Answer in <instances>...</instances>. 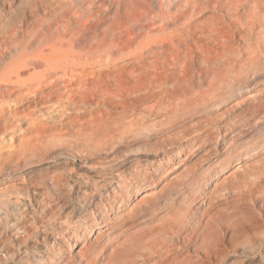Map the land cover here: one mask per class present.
<instances>
[{"label":"bare ground","instance_id":"obj_1","mask_svg":"<svg viewBox=\"0 0 264 264\" xmlns=\"http://www.w3.org/2000/svg\"><path fill=\"white\" fill-rule=\"evenodd\" d=\"M84 2L0 0V9L8 7V13L0 15V145L14 148L13 151H0L1 264H103L106 261H122L120 256L125 242H149L178 222L180 211L171 207L162 213V218L153 214L152 220L140 231L132 233L131 237L122 240L113 238V235L130 227L135 212L132 209L131 213L126 206L130 189L141 181L146 186L149 176H155L160 169L171 168L173 164L168 159L157 169L140 162L120 163L96 171V179L92 181L75 179L71 183L77 194L71 202L67 199L61 206L52 197V192H56L61 185L59 177L42 180L30 191L18 186L20 176L9 174L11 163L21 167V164L30 161L17 158L14 139L22 138L26 136L24 132H28V136H36L37 141L46 143L45 139L55 135V132L91 123L88 117L93 113L94 104L107 106L117 102L121 105L120 120L125 122L123 129L116 130L118 132L105 142L111 159L118 158L119 147L128 144L129 139L144 137L154 140L157 146L167 147L175 142L167 137L173 130H178L181 138L185 139L194 130H199L201 125L198 126V123L202 118L211 125L206 130L207 137L203 136L202 141L190 147V155L206 161L223 151L224 159L212 163L202 174L197 191L201 193L206 207L201 214L202 224L194 226L187 236L188 243L184 244L183 240L185 247L208 233L210 226L221 222L223 216H228L226 209L229 205L254 196L258 181L254 185L244 183L238 187L235 186L237 181L229 178H245L250 174L248 166L259 168L258 162L264 169V132L260 145L241 149L232 143L237 140L231 136L229 122L227 128L220 126L211 113L213 109L219 111L225 108L223 113L231 111L232 108L225 107L227 99L222 98L224 89L229 88L231 92L237 90L242 96L244 78L236 84L234 80L224 84L217 78L208 81L207 77L216 72L215 68L200 64L192 67L186 62L181 66L175 64L166 71L157 65L148 66L142 58L138 65L120 66L117 60L119 34L115 31L119 24L117 17L107 24L103 35L91 31L86 21L78 22L72 28L71 21L80 17L72 15L69 7ZM39 4L42 5L40 11ZM40 12L48 18H41ZM60 26H63L62 30ZM180 39L181 36L176 37L173 40L175 43L169 46L150 41V52L173 54L174 46L182 43L185 47L183 52L193 63H198V59L193 57L198 52L189 47L188 40L178 42ZM35 48L36 51H31ZM98 49L101 51H96ZM103 50L111 56L110 66L96 64L103 56ZM83 57L90 63L77 62ZM57 101L60 102L58 108L50 105ZM252 106L258 114L256 123L263 126L264 100L254 99ZM51 108L54 114L46 112ZM95 109L101 114V122L110 120L109 112L100 107ZM139 111L143 113L139 114ZM48 151L45 149L40 155L43 157ZM189 160L190 157L182 159L179 168L184 167L185 172L191 174L198 169L201 161L190 165ZM214 190H220L218 197L212 194ZM142 200L140 197L139 202ZM259 202L264 203L263 199ZM36 218L41 223L46 219V229L50 230V234L48 230L47 233L33 231L32 228H36L33 219ZM159 219L163 220L157 222ZM259 219H246L244 224L238 218L228 226L213 230L205 245V257L212 252L215 255L220 253L226 234L238 245V237L242 233L245 235L247 228L262 225V219ZM7 233L10 237L23 234L25 238L19 243L15 240L11 242ZM254 240L249 238L252 245L256 244ZM79 244L82 246L79 247ZM12 245L16 246V251L10 250ZM92 246L94 248L90 249ZM155 254L158 256L155 260L170 256L167 249ZM187 264L195 263L190 261Z\"/></svg>","mask_w":264,"mask_h":264},{"label":"rangeland","instance_id":"obj_2","mask_svg":"<svg viewBox=\"0 0 264 264\" xmlns=\"http://www.w3.org/2000/svg\"><path fill=\"white\" fill-rule=\"evenodd\" d=\"M42 5H38L39 11ZM69 8L72 15L80 17L77 21H71L72 28L78 22L86 21L91 31H95L98 35H103L113 17L119 19L115 31L117 35L119 34L117 60L120 66L138 65L142 58L148 66L157 65L162 71H166L171 70L175 64L181 66L186 62L192 67L200 64L215 68L216 72L207 77L208 81L217 78L223 80L224 84L232 80L236 84L244 78L242 96H239L237 90L231 92L229 88L224 89L222 98L227 99L225 107L232 108L231 111L223 113L225 108L219 111L213 109L211 113L220 126L227 128L226 124L229 122L231 136L237 140L232 142L235 146L244 149L260 145L264 125L256 123L258 114L253 110L252 101L258 99L263 102L264 100V0H85L84 4ZM7 13V6L0 9V15L4 16ZM39 15L44 19L48 18L41 12ZM62 29L63 26H60V30ZM178 36H181L178 42L188 40L189 47L198 52L193 55L198 59V63H193V60H190L183 52L185 47L182 43L174 46L173 54L150 52V41H159V44L169 46L175 43L173 40ZM102 53L103 56L98 58L96 64L103 67L110 66L111 56L104 50ZM77 62L90 63L84 57ZM66 77L69 79L68 76ZM50 105L58 108L60 102H53ZM95 107L109 112L111 117L107 123L99 120L101 114ZM46 112L54 114L52 108ZM140 113L143 111H139ZM121 115V105L117 102H111L107 106L94 104L93 113L88 117L91 123L75 125L61 132H55V135L45 139L46 143L37 141L36 136H28V132H24L26 136L14 139L13 146L17 149L18 159L30 161L21 164V167L11 163L12 169L9 174L20 176L18 186L30 191L42 180L59 177L61 185L58 189L56 188V192L55 190L52 192V197L57 199L61 206L67 199V202H71L77 194L71 183L75 179L92 181L96 179V171L120 163L140 162L157 169L162 166L165 159H168L173 164L171 168L160 169L155 176H149L146 186L145 182L141 181L130 189L131 193L126 198V206L131 213L132 209L135 211L130 227L122 233L113 235V238L122 240L125 237L126 239L131 237L132 233L140 231L152 220L153 214L162 218V213L171 207L180 211L178 222L170 225L166 233L159 234L149 242H125L123 254L120 256L122 261H106L103 264H187L190 261L195 264H264V203L259 202L262 199L264 201L262 163H256L259 168L248 166L250 174L245 178L239 176L229 178L235 179L237 181L235 186L238 187L244 183L254 185L258 181L255 183L257 184L253 196L255 199L247 198L229 205L227 209L225 208L229 213L228 216H223L221 222L210 226L208 233L202 234L198 242L195 241L191 246L185 247L184 244L189 242L187 236L194 230V226L202 224L201 214L206 207L201 193L197 191L202 174L212 163L224 159L223 151L206 161L202 157L194 158L190 155V147L197 141H202L203 136L207 137L206 130L211 125L202 118L198 123V126L201 125L198 127L199 130H194L185 139L181 138L178 130H173L167 137L170 140L174 139L175 142L167 147L157 146L154 140L144 137L129 139L128 144L124 143L119 147L121 149L117 153L118 158L111 159L110 150L105 142L112 137L113 133L118 132L116 130L123 129L125 122L120 120ZM45 149L49 151L42 157L40 154ZM13 150L11 146L0 145L1 152ZM167 150L168 152L164 154ZM186 157H190L188 161L190 165L201 161L198 169L191 174L185 172L184 167L179 168L182 166L181 160H185ZM30 168L34 171L32 172ZM219 191L214 190L212 194L218 197ZM140 197L143 199L141 202H139ZM238 218H241L243 223H246V219L258 221L261 218L262 225L247 228L245 235L242 233L238 237V245L232 242L229 234H226L221 242L223 248L220 247V253L215 255L212 252L205 257V245L211 238L213 230L228 226ZM45 220L41 223L39 218L33 219V225L36 226L32 228L33 231L47 233L48 230L50 234V230L46 229ZM161 220L163 219L157 222ZM40 226L44 228L40 229L42 228ZM6 235L12 239L11 242L15 240L14 242L17 243L25 238L23 234H17L16 237H10L8 233ZM249 238H255L256 244L252 245ZM183 240H185L184 244ZM81 246L79 244V247ZM93 248L94 246L90 247V249ZM11 249L16 251V246H10ZM164 249L169 250L170 256L155 260L157 256L155 253L163 252ZM0 261L2 262L1 256Z\"/></svg>","mask_w":264,"mask_h":264}]
</instances>
